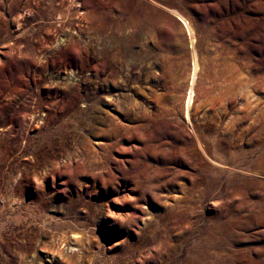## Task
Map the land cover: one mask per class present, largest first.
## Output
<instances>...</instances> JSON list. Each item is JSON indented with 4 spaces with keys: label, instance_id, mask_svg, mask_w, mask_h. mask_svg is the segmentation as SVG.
<instances>
[{
    "label": "rangeland",
    "instance_id": "1",
    "mask_svg": "<svg viewBox=\"0 0 264 264\" xmlns=\"http://www.w3.org/2000/svg\"><path fill=\"white\" fill-rule=\"evenodd\" d=\"M0 264H264V0H0Z\"/></svg>",
    "mask_w": 264,
    "mask_h": 264
},
{
    "label": "bare ground",
    "instance_id": "2",
    "mask_svg": "<svg viewBox=\"0 0 264 264\" xmlns=\"http://www.w3.org/2000/svg\"><path fill=\"white\" fill-rule=\"evenodd\" d=\"M180 15V14H179ZM179 21L180 23L183 24V26L186 29V35L188 36L190 43H191V47L194 46L195 41V37H194V33L190 27V25L188 24V22L183 19L181 16H179ZM199 63L197 61V57H194L193 63H192V68H191V74H190V80H189V89L187 90V96L185 99V108L187 111V115H189V111L190 109L193 108L194 104H195V100L197 98V81L199 79Z\"/></svg>",
    "mask_w": 264,
    "mask_h": 264
}]
</instances>
